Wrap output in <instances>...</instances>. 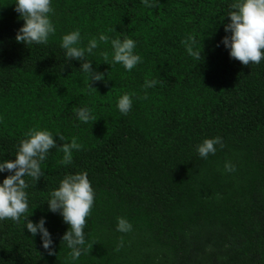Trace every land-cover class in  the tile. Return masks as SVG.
Wrapping results in <instances>:
<instances>
[{"label": "trees", "instance_id": "obj_1", "mask_svg": "<svg viewBox=\"0 0 264 264\" xmlns=\"http://www.w3.org/2000/svg\"><path fill=\"white\" fill-rule=\"evenodd\" d=\"M231 2L53 0L55 34L26 46L15 40L23 20L14 0H0V161L14 159L30 128L82 145L69 165L50 149L44 175L25 178L26 215L47 218L56 255L24 220L6 219L0 264H264V59L243 65L223 44L215 47L226 35ZM77 28L81 46L102 32L130 36L143 62L131 71L111 67L101 55L111 52L110 42H100L86 58L108 80L89 89L80 62L66 60L59 46ZM188 33L197 34L199 60L181 44ZM145 78L159 83L145 89ZM125 92L136 95L122 115L116 102ZM85 105L96 121L76 119L75 109ZM214 136L224 146L199 157L196 145ZM226 161L234 172L224 170ZM80 171H87L95 197L84 229L87 251L73 262L60 239L68 225L42 203L64 175ZM118 216L131 222L130 232L116 231Z\"/></svg>", "mask_w": 264, "mask_h": 264}, {"label": "clouds", "instance_id": "obj_2", "mask_svg": "<svg viewBox=\"0 0 264 264\" xmlns=\"http://www.w3.org/2000/svg\"><path fill=\"white\" fill-rule=\"evenodd\" d=\"M148 7H156L159 0H142ZM53 0H14V10L23 20L15 34V40L28 46L31 44H46L50 36L56 32V26L52 20L54 8ZM229 11L225 14L228 22L223 28L226 35L217 42L215 47L221 44L228 50L229 57L238 60L243 65L250 63L259 64L264 59V0H232L228 5ZM224 16V17H225ZM224 19V18H223ZM100 42L109 43L111 52L101 53L103 62L111 67L120 64L126 71H131L143 62L142 56L136 51L137 42L127 35L109 37L100 33L98 38L88 39L87 44L81 46L82 36L80 29H74L60 37V48L64 50L65 59L68 61H79V69L88 80L89 89H96L90 82L107 83L104 72L93 68V62L86 58L93 54ZM186 53L199 60L201 50L198 47V37L195 33H188L181 40ZM110 57V59H109ZM71 65V63L69 64ZM159 81L145 78L143 88H152ZM135 92H125L118 96L116 108L122 115H127L132 108ZM76 119L81 123L96 121L93 109L87 105L75 109ZM59 132L53 133L46 128H30L24 133V138L19 142L14 159L0 161V173L8 174L0 180V221L11 219L13 222L24 220V228L33 237L40 236L43 249L49 256L56 255L52 247V234L46 227V217L41 216L39 220L33 221L26 215L29 209V182L39 180L44 175L42 163L47 159L49 150L56 148L62 152L59 163L69 165L73 160V152L79 151L82 145L76 137L70 141ZM217 145L223 147L220 136L204 138L195 147L199 157L208 159L214 155ZM235 164L226 161L224 170L234 172ZM95 190L88 178L87 171L69 173L59 180L58 186L48 192L44 203L47 204L49 212L59 214L67 230L61 236V242L70 249L68 256L71 261L78 260L87 251L85 239L86 218L90 216L94 205ZM116 231L128 233L132 230L131 222L123 216L116 218ZM123 246L121 237L117 250Z\"/></svg>", "mask_w": 264, "mask_h": 264}]
</instances>
